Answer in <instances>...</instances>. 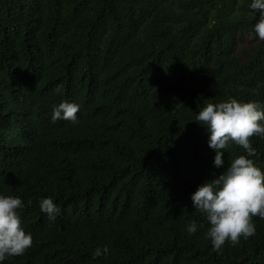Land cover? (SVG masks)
Returning <instances> with one entry per match:
<instances>
[{
	"label": "trees",
	"instance_id": "obj_1",
	"mask_svg": "<svg viewBox=\"0 0 264 264\" xmlns=\"http://www.w3.org/2000/svg\"><path fill=\"white\" fill-rule=\"evenodd\" d=\"M249 3L0 0V193L22 197L33 234L3 264H264V218L217 250L191 200L246 154L230 143L217 168L199 109L264 102ZM63 99L81 105L78 123L52 120ZM250 139L264 169V137ZM46 196L60 207L54 221Z\"/></svg>",
	"mask_w": 264,
	"mask_h": 264
},
{
	"label": "clouds",
	"instance_id": "obj_2",
	"mask_svg": "<svg viewBox=\"0 0 264 264\" xmlns=\"http://www.w3.org/2000/svg\"><path fill=\"white\" fill-rule=\"evenodd\" d=\"M249 8L255 13L253 25L255 35L264 39V0H250ZM57 85L56 91H60ZM81 105L76 101L63 99L52 109V120L79 122ZM196 121L203 122L209 133L208 145L214 149V165L220 168L230 143L241 145L246 154L235 157L230 164L214 178L206 180L191 194L194 208L206 215L209 221L207 236L212 246L220 250L226 242L239 243L256 232L253 217L264 218V169L255 160L257 149L250 137H264V102L239 100L236 97L219 102L209 101L199 109ZM19 195L0 193V264L11 256L23 254L33 244V234L23 226L19 209L24 207ZM40 209L55 220L60 212L52 196L40 200ZM186 229L189 234L198 230L196 220H190ZM107 244L98 246L93 257L109 253Z\"/></svg>",
	"mask_w": 264,
	"mask_h": 264
},
{
	"label": "rangeland",
	"instance_id": "obj_3",
	"mask_svg": "<svg viewBox=\"0 0 264 264\" xmlns=\"http://www.w3.org/2000/svg\"><path fill=\"white\" fill-rule=\"evenodd\" d=\"M247 43V41L245 40V44Z\"/></svg>",
	"mask_w": 264,
	"mask_h": 264
}]
</instances>
